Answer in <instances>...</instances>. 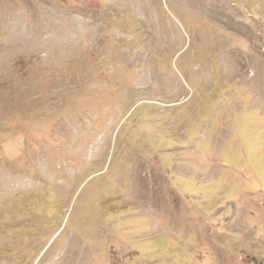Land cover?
<instances>
[{"label": "rangeland", "instance_id": "374dc122", "mask_svg": "<svg viewBox=\"0 0 264 264\" xmlns=\"http://www.w3.org/2000/svg\"><path fill=\"white\" fill-rule=\"evenodd\" d=\"M0 264H264V0H0Z\"/></svg>", "mask_w": 264, "mask_h": 264}]
</instances>
